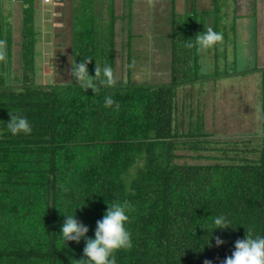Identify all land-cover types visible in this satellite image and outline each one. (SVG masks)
Instances as JSON below:
<instances>
[{
  "label": "trees",
  "instance_id": "1",
  "mask_svg": "<svg viewBox=\"0 0 264 264\" xmlns=\"http://www.w3.org/2000/svg\"><path fill=\"white\" fill-rule=\"evenodd\" d=\"M21 1L19 77H9L11 38L0 31V39L7 41V60L0 62V264H75L73 260L86 259V238H95L96 222L103 218L107 203L116 200H127L134 207L126 225L133 246L115 253L116 264H204L206 260L222 264L249 228L254 236H264V68L254 69L261 72V133L238 142L245 148L212 147L200 116L187 132L176 121L178 89L207 78L199 64L200 49H189L184 41L194 42L198 33L211 27L224 36L213 51L225 59L227 34L234 33L229 37L235 38L234 21L231 33L220 30L221 15L195 7L185 24L176 22L175 0H171L172 30L162 37L168 41L159 49L167 50L162 64L168 67V82L145 85L127 79L104 87L99 86L101 74L95 81L100 90L94 93L84 91L72 75L67 82L36 83L34 0ZM217 2L213 0L211 10ZM83 32L75 31L72 38L74 63L92 58L91 76L96 64L114 70V49L109 47L114 33L85 41L79 38ZM97 38L108 47L101 48ZM134 40L129 28L121 46L129 41L136 44ZM231 48L238 53L230 64L224 62L223 71L215 64L213 76L254 71L243 64L240 49ZM131 49L126 52L128 67L147 54V50L136 52L140 49L135 45ZM105 96L120 104L118 112L104 107ZM9 112L26 116L32 132L13 136L6 126ZM253 139L256 147L248 148ZM181 150L193 154L175 153ZM184 158L210 163L176 162ZM65 215L88 227L79 243H64ZM220 215L231 225L212 231L213 218ZM215 237L224 243L217 246Z\"/></svg>",
  "mask_w": 264,
  "mask_h": 264
},
{
  "label": "rangeland",
  "instance_id": "2",
  "mask_svg": "<svg viewBox=\"0 0 264 264\" xmlns=\"http://www.w3.org/2000/svg\"><path fill=\"white\" fill-rule=\"evenodd\" d=\"M36 4L39 0H34ZM89 0H73L75 8L72 9V38L75 31H85L79 35L80 39L92 41L97 36L106 38L107 35L96 33L94 29L99 30L100 20L98 11L93 12V9L88 7ZM127 1V0H126ZM215 9L212 8V0H176L175 1V21H187L188 14L195 7L202 10L211 11L213 15H221L220 30L233 31L232 22L235 20L234 6L237 0H217ZM100 0L92 1L96 5ZM139 6L135 8V12L139 18L134 22V31L132 35L139 36L138 42L133 44L132 41L124 43L121 47L120 37L125 38L127 31L116 35L115 51V78L126 83L130 79L133 83L145 85H158L168 82L169 70L164 62L167 50H160L168 41V38L162 37L172 27V17L169 12L170 0H155L154 6L145 4V0H138ZM99 5V4H98ZM95 7V6H93ZM109 8V7H108ZM40 14L34 18L35 25L39 26L36 29L37 43L35 44V81L40 84H49L57 81H69L71 78L72 60L70 49V32H69V17L68 14L62 17L61 28L53 27L51 15L46 13V8L40 6ZM215 12V13H213ZM250 16L241 18L236 22V33L227 34V50L226 58L223 59L220 55L221 49H218L217 54L213 51V47L206 50H200V68L206 74L207 78L192 85H186L179 88L176 93V118L179 124V129L187 132L190 123H195L200 116L203 123L204 132L207 134L205 139L210 141L212 147L218 148H237L243 149L242 139H248L250 136L261 133V116H260V74L261 72L254 70L255 67L264 68V40L261 35H258V50L255 43L257 26H261V33H264V11H257L254 15L248 12ZM4 14L2 13V17ZM223 16V17H222ZM4 25V17L2 19ZM0 27V31H6V27ZM246 24H248V32H246ZM3 26V27H2ZM20 25H18L19 27ZM233 26V27H232ZM54 33H52V30ZM230 29V30H229ZM49 30V31H47ZM101 30V29H100ZM150 32H149V31ZM55 34V35H54ZM58 38H57V37ZM119 37V38H117ZM224 37V36H223ZM55 38V39H54ZM74 39V38H73ZM135 41V40H134ZM135 43V42H134ZM105 44V43H104ZM132 45L135 49H140L136 52H144L147 54L144 58H137L132 61V65L128 67L126 63V52H132ZM232 45V46H231ZM235 45L240 49V57L246 62H243L246 68L254 70L245 75H225L224 77L213 76L215 64L218 66V71L226 69L224 62L230 64L238 51L234 54L231 47ZM59 46V47H58ZM108 47L105 44L101 47ZM137 46V47H136ZM130 48V49H129ZM150 50V51H149ZM135 52V53H136ZM149 52V53H148ZM258 53V58L257 54ZM256 56V57H255ZM95 61L100 63V59L95 58ZM216 61V62H215ZM257 64L255 66L254 64ZM251 67V68H250ZM21 68L20 62L11 63V76H17L18 70ZM237 69V68H236ZM230 71V68L228 67ZM254 138V137H253ZM254 140V139H253ZM228 144V145H225ZM257 141L248 145L256 147ZM176 154L192 155L193 153L186 150L176 151ZM209 153V152H205ZM230 156L233 153H229ZM245 154L243 153L242 156ZM252 156V155H249ZM178 163L186 162L188 164L195 163H210L205 160H191L190 158L178 159ZM134 172V169L131 170Z\"/></svg>",
  "mask_w": 264,
  "mask_h": 264
},
{
  "label": "clouds",
  "instance_id": "3",
  "mask_svg": "<svg viewBox=\"0 0 264 264\" xmlns=\"http://www.w3.org/2000/svg\"><path fill=\"white\" fill-rule=\"evenodd\" d=\"M147 2L150 6H154L155 0H147ZM222 40L223 34L221 32L207 27L204 32L198 33L194 37V42L192 39L185 40L184 46L189 49L198 46L200 50H206L222 42ZM6 60L7 41L0 39V62H6ZM91 60L92 58H87L79 64H72L71 75L79 86L84 91L92 89L94 93L99 92V86H115L117 81L110 65H105L101 69L96 64L95 76L89 75L88 64ZM101 74L104 78L99 79L98 86L95 81L101 77ZM104 107H114V110L118 112L121 106L111 96H105ZM9 116L10 122L6 126L13 136L32 132L31 124L26 116L11 112H9ZM131 211H134V207L127 200L107 203V211L103 218L96 222L95 238H86L85 240L83 255L86 259L73 260L75 264H116L115 253L119 250H130L133 246L131 232L126 227L130 222L128 213ZM65 217L61 230L64 243L67 241L79 243L82 237H86V233L89 231L88 227L79 222L75 216L65 215ZM213 223L215 227L212 231L216 228L226 229L231 225V221L223 215L214 217ZM215 242L217 246L224 243L219 237H215ZM234 247L235 250L224 259L222 264H264V236H254L251 228L246 231L244 239H238L235 242ZM204 264H211V261L206 260Z\"/></svg>",
  "mask_w": 264,
  "mask_h": 264
},
{
  "label": "crops",
  "instance_id": "4",
  "mask_svg": "<svg viewBox=\"0 0 264 264\" xmlns=\"http://www.w3.org/2000/svg\"><path fill=\"white\" fill-rule=\"evenodd\" d=\"M92 1L95 2L97 0H89L88 1L89 4H87V6L92 8L93 12L98 11L99 17L97 15L96 17L100 20V28L99 30H97L98 31L97 33L105 34V35L106 33L108 35L109 32L111 34L114 33L113 45L109 46L114 49L116 48V41H117L116 35L118 34V32H120L119 34H121L124 32V29L125 31L128 32L129 28L131 29V33H133L134 31L133 30L135 26L134 22L136 21L137 23V20L139 18V15H137V13L135 12V8L139 6L138 0H127V1L126 0H100V2L98 3L99 5L98 4L93 5ZM212 3H213V0H212ZM235 3H236V6H234L233 10L236 12H234L233 17L234 18L236 17L237 21L241 20V18L253 17V16H250L248 12H251L254 15L257 11H264V0H237ZM145 4L148 5L147 0H145ZM169 4H171V0ZM40 6H42V8H46V13H48L49 15H51L52 13L51 19L53 20L54 28H61L62 17L68 14V17H69L68 24L70 26L69 28L70 29L69 30L70 49H71L72 48V29L71 28L73 24L72 9L75 8L73 0H52L50 4H44L42 0H39V3L36 4V2L34 1V9H35L34 18L35 16H37V14H40V9H39ZM22 8H23V5H22L21 0H0V13H1L0 16H2V13L4 14L3 16L4 22L5 24H7L5 25L7 28L6 31L10 34V38H11L10 63L14 64V63L20 62V65L22 64V59H21L22 27H23L22 26ZM236 20H234L235 24L237 22ZM255 22L257 26L255 43L257 45V50H258V46H259L258 35L260 33L261 39L264 40V33H261L262 26L258 28L257 20ZM35 24L36 22H34V27L36 30L37 28H39V26ZM18 25L20 26L18 27ZM103 27H105L106 29H103ZM50 31L54 33L53 29ZM246 32H248V24H246ZM133 38L135 39V42H138L137 39L139 40L141 39V37L139 38V36L136 37L134 35H133ZM102 39L103 38H97L95 43H99V44L101 43L100 46L105 45V44H102ZM121 40L122 38L120 37V43L122 45L123 43ZM101 48H107V46L101 47ZM256 54L258 58V53ZM71 56H72V53H71ZM114 57H115V51H114ZM113 71L115 73V68Z\"/></svg>",
  "mask_w": 264,
  "mask_h": 264
},
{
  "label": "built area",
  "instance_id": "5",
  "mask_svg": "<svg viewBox=\"0 0 264 264\" xmlns=\"http://www.w3.org/2000/svg\"><path fill=\"white\" fill-rule=\"evenodd\" d=\"M42 2L45 3V4H49V3L52 2V0H42Z\"/></svg>",
  "mask_w": 264,
  "mask_h": 264
}]
</instances>
